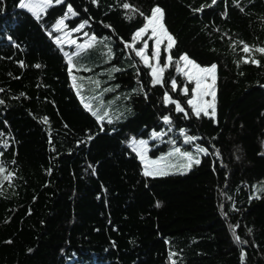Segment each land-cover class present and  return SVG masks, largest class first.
<instances>
[{"label":"trees","instance_id":"obj_1","mask_svg":"<svg viewBox=\"0 0 264 264\" xmlns=\"http://www.w3.org/2000/svg\"><path fill=\"white\" fill-rule=\"evenodd\" d=\"M19 1L0 0V162L12 173L0 175V264H264V0H62L38 16ZM154 6L175 39L155 86L126 46ZM65 13L95 38L71 74L53 29ZM182 54L217 65L215 121L187 104ZM103 107L112 117L98 120ZM152 130L199 163L143 175L128 140Z\"/></svg>","mask_w":264,"mask_h":264},{"label":"snow or ice","instance_id":"obj_2","mask_svg":"<svg viewBox=\"0 0 264 264\" xmlns=\"http://www.w3.org/2000/svg\"><path fill=\"white\" fill-rule=\"evenodd\" d=\"M62 0H55V3H61ZM95 3L96 0H93ZM53 3V0H40L39 3H24V0H21V7L28 8L30 11H32L34 14H38L40 12H43L48 6H50ZM216 0H212V4H215ZM123 7L125 9H131V5L128 3H124ZM202 9H195L194 11H201ZM68 12L72 15H75L76 13L73 12V9L71 6L68 7ZM142 16H144L145 24L143 27H141L133 36L132 43L127 44L126 46L129 48H132L135 51L136 56L140 57V59L143 61L145 66L149 67L151 69V76H152V84L155 85H162L163 84V73L165 69L169 66H171L173 58L170 55L171 48L175 45V39L174 37L167 31L165 25L163 24V16L164 12L159 6H154L151 9L150 15H145L144 13H140ZM87 23V22H85ZM83 24L80 25V28H83ZM64 25V19H60L56 22V29L62 30ZM150 30V35H148ZM74 31H79V29H75ZM68 35L67 33L65 34ZM147 35V39L143 40V46L140 48H136V43L144 36ZM154 40V46L152 48L151 56L149 57L146 53V49H148V40ZM95 40L93 37L87 44H80L79 48L84 49L86 47H91L92 42ZM167 41V46L164 49L165 52H168L169 55L167 56L166 62L161 66L160 64V46ZM57 44L64 43V40H61L59 37L56 38ZM68 43L75 44V40H68ZM242 43V42H241ZM253 49H251L247 44L243 45V52L244 53H251ZM256 52H259L261 54H264V47H258L255 49ZM67 55V53H66ZM150 61H155V64L151 63ZM69 62V72L71 74L72 71V60L71 57L68 58ZM181 62H183V66H181ZM244 63L252 62L255 64H259V61L256 59H252L250 56H246L243 60ZM176 63V70L179 73H182L185 77H187V80L191 83L194 82L195 87L192 88L191 92V98L188 99L187 104L190 106L192 113L196 117H200L201 115L208 116L213 121H215L216 117V105H215V97H216V64H212L208 67H203L193 61L189 58L187 54H183L179 57V59L175 62ZM39 67V66H37ZM211 78V83H206V78ZM171 85L173 90H176L177 85L175 79L171 80ZM184 94H188V89L185 86L183 89ZM206 96H211L212 99L205 100ZM2 103V101H0ZM164 103L165 104H175V108L177 112H183L185 113V116H188V113L185 111V109L175 100H173L168 93L166 92L164 94ZM210 110V111H209ZM107 116V113L104 114ZM98 120L104 119L103 116H98ZM163 120L166 124H170L171 120L169 116H164ZM45 122L46 118H45ZM181 133L183 134V129H181ZM154 137L159 135L157 133L153 134ZM195 137L187 136L185 138V142H190L194 140ZM146 142L140 141L139 142V149L137 151V154L139 155L141 161L144 163V171L143 175L145 176H163L167 175L168 173L161 167H158L159 161L156 160H149L146 156ZM176 152H180V149H175ZM198 151L203 152L207 154V150L204 148H200ZM217 151V155H218ZM183 156L187 158L188 164L186 165V168H190L193 163L198 164L199 159H195L190 153L184 152ZM6 172V168L4 167L3 163L0 162V175H3ZM12 173H7L6 175H3V180L11 181ZM261 191H264V189H261ZM157 207H159V204H157ZM235 231V229H233ZM237 242H239V237H236ZM174 255V254H172ZM242 261H243V254H242Z\"/></svg>","mask_w":264,"mask_h":264},{"label":"rangeland","instance_id":"obj_3","mask_svg":"<svg viewBox=\"0 0 264 264\" xmlns=\"http://www.w3.org/2000/svg\"><path fill=\"white\" fill-rule=\"evenodd\" d=\"M30 2H34V3H39L40 0H24V3H30ZM53 2H55V0H53ZM19 5L21 6V0L19 1ZM26 10L30 11L28 8H25ZM34 16H38L40 13L38 14H34L32 11H30ZM67 17V13H65V15L59 17L53 24V29L56 30V35H55V38L59 37L61 40H64L65 42L63 44H67L66 47H64V51L65 53H67V55L69 57H71V59L73 60L74 58H77V56H73L75 55L76 53H78L80 50H82L81 48H79V45L80 44H87L94 36L91 35V34H87L85 31H82L80 26H76V27H73V28H68L65 24V18ZM60 19H64V25L65 27H63L62 30H57L56 29V22ZM146 22V21H145ZM145 24V23H144ZM143 27V26H142ZM141 28V27H140ZM138 28L134 33H133V36L134 34L140 29ZM75 29H79V31H74ZM68 34L67 36L65 34ZM148 35H150V30H149V33ZM144 39H147V35L142 37L138 42H139V46H135L137 49L142 47L143 46V40ZM68 40H75L76 43L75 44H72V43H68L67 41ZM151 52H152V48L154 46V40H151ZM148 40V41H149ZM133 41L129 42V44H131ZM167 46V41H165L161 46H160V53H161V50L165 49ZM146 53L147 55L150 57L151 56V53H148L147 49H146ZM166 55H165V62H166V59H167V56L169 55L168 52H165ZM183 55V54H182ZM140 58V57H139ZM141 60V59H140ZM141 62H143L141 60ZM151 63L155 64V61H150ZM161 64V63H160ZM82 64L81 63H75L74 66L75 67H82L81 66ZM161 66H163V64H161ZM181 66H183V62H181ZM202 66V65H201ZM211 66V65H209ZM203 67H208V66H203ZM149 71L151 73V69L149 68ZM177 71V70H176ZM181 75H183L182 73H180ZM184 76V75H183ZM185 80H187V77H185ZM73 79L74 81L77 83V85H79L81 83V85H84V79H79L77 77V75L75 73H73ZM206 83H211V78L210 77H207L206 78ZM110 84V83H109ZM193 84V87H195V84L194 82H192ZM185 87L182 88V90L184 89ZM191 98V97H190ZM189 98V99H190ZM212 97L211 96H206L205 97V100H211ZM84 102H86L90 107L91 109L94 111V112H99V109H100V105L97 104V103H93V99L92 98H86L84 99ZM118 112H115L117 115L120 114L121 110H117ZM210 111V110H209ZM107 113V116H105L104 114ZM100 116H103V117H107V118H111L112 117V114H111V111L109 109V107H103V110L100 114ZM154 133H157V131L155 130H152L151 133L148 135V136H130L129 138V143L130 145L134 148V150L138 151L139 149V142L140 141H145L146 142V156L149 160H156V161H159V164L157 165L158 167H161L163 168L167 173L168 172H173V171H183L186 167V165L188 164V160L186 157L183 156V153L184 152H188L190 153L189 151L185 150L184 148H179L173 141V139H171L169 137V135H164L162 136L163 132L159 133V135L155 136L154 137ZM164 141H168L166 144H165V149L162 150V151H158V153H156L155 155H152L150 154V149H152L153 147H156L158 144L164 142ZM179 148L180 149V152H176L175 149ZM139 156V155H138ZM140 158V157H139ZM141 160V159H140ZM142 162V161H141ZM142 165L144 167V163L142 162Z\"/></svg>","mask_w":264,"mask_h":264}]
</instances>
